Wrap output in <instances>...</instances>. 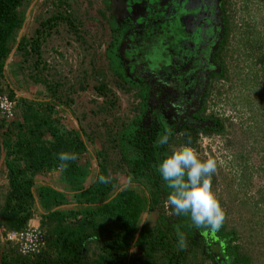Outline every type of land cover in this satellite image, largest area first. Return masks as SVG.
I'll list each match as a JSON object with an SVG mask.
<instances>
[{
    "label": "trees",
    "instance_id": "16d2710c",
    "mask_svg": "<svg viewBox=\"0 0 264 264\" xmlns=\"http://www.w3.org/2000/svg\"><path fill=\"white\" fill-rule=\"evenodd\" d=\"M26 1L0 0V95L17 97L19 89L7 72L8 61L16 49L22 59L17 63L18 74L26 75L27 81L47 82L54 98L35 99L25 110L23 122L15 126L20 131L6 125L0 116V154H5L9 178L0 207V227L7 231L23 230L40 213L47 248L32 258L6 244L0 247V264H187L189 257L197 256L201 242V248L216 264H254L252 257L232 245L233 234L225 233L224 224L219 231L197 229L189 217L175 215L171 206L173 216L162 214L155 228L147 221L143 223L145 214L163 208L161 204L164 205L170 191L157 170L159 161L178 150L176 146H197L199 131L205 130L183 128V134L178 136L161 110L150 113L149 87L140 88V79L129 76L119 53L130 27L125 25L117 30L115 23L111 26L113 39L106 55L117 83L127 92L139 87L135 96L141 100L140 113L119 129L109 126L108 135H104L108 140L98 151L94 134L83 126L67 123L64 111L68 107L61 108L59 103L63 99L57 96L61 84L52 85L44 74L48 68L43 58L44 40L58 21H73L62 13L54 14L41 21L31 38L19 39L25 23L21 9ZM230 1L226 0V6ZM60 6H69V2L61 0ZM258 64H264V54ZM12 73L14 76L13 69ZM16 76L15 80L20 82V76ZM97 91L111 101L109 109H115L116 99L108 84L102 83ZM209 119L215 125L209 126L207 133L223 130L222 120ZM166 131L169 143L157 147L158 137ZM113 149H119V161L111 157ZM61 153L74 155L75 159L64 162L66 166L62 167ZM85 154L91 157V163L84 161ZM261 161L264 164V154ZM49 176L58 177L61 186L38 185L39 178ZM101 177L107 182L102 183ZM213 178L215 175L212 186ZM260 201H264L262 197ZM178 232L185 236L183 247Z\"/></svg>",
    "mask_w": 264,
    "mask_h": 264
},
{
    "label": "rangeland",
    "instance_id": "374dc122",
    "mask_svg": "<svg viewBox=\"0 0 264 264\" xmlns=\"http://www.w3.org/2000/svg\"><path fill=\"white\" fill-rule=\"evenodd\" d=\"M60 1L27 0L21 9L25 23L18 38H31L41 21L54 14L62 13L73 21V24L67 19L58 21L50 36L44 40L43 58L48 65L44 74L52 85L57 82L61 84L58 86L57 96L63 99L59 103L61 108L68 107L64 111L65 120H72H68L69 125H73L74 120L77 123H74L75 127L83 126L87 132L94 134L99 151L102 143L108 140L104 135H108L106 132L109 126L116 125L119 129L123 123H130L139 115L141 102L135 96L139 87L127 92L114 77L106 55L113 39L111 26L114 25L107 17L106 11L109 7L102 4V0H67L69 6L64 7H59ZM228 6V72L211 87L205 110L208 116L221 119L224 128L214 133L199 131L204 136L210 134L209 137H216L217 140L219 137L223 146L213 141L209 151L200 144L194 149L201 159L212 158L217 162V171L214 174L216 178H213L212 187L225 212V233L233 234L232 245L240 247L243 255L252 257L254 264H264V201H260L261 197L264 200V164L261 161L264 154V64H258L264 54V0H231ZM116 10L118 14L119 9L115 8ZM117 14L111 17L112 20L117 19ZM172 20L174 19L170 21ZM166 26L167 23L162 18L153 29L140 36L133 34L130 29L125 40L131 42V37L141 42L152 39L153 43L154 38L159 39L162 35L164 38L167 33L171 35L170 29L173 28L166 29ZM153 30L157 33L156 36L153 35ZM145 51L144 48L139 49V57ZM146 55L148 61H152L148 65L150 69L158 72L162 64L158 48L150 53L146 52ZM21 60L19 52L14 49L7 66L11 82L20 92V89L24 91V94L18 91L16 95L15 121L6 123L14 129L23 122L25 110L35 99L54 98L47 82L27 81L26 75L18 74L17 63ZM12 69L14 76H20V82L15 80ZM143 82L147 84L145 80ZM102 83H107L112 91L116 99L115 109H109L111 101L98 93L97 87ZM156 96L160 97V94ZM67 114L71 115L68 117ZM176 135L180 136L179 132ZM176 148L179 149L178 146ZM92 152L96 154L93 150ZM111 153V157L119 161V149H113ZM4 155L0 154V169L6 168ZM84 161L92 162L87 154ZM3 179L0 176V183ZM4 188L0 184V207L4 204L8 191V188ZM165 198L164 205L161 204L163 208L158 207L152 214H145L143 223L147 221L148 225L155 228L162 214L173 216L170 205L166 206L167 197ZM5 245L0 241V247ZM201 247H204L202 242L197 247V256L189 257L187 264H216ZM91 257H94L93 252Z\"/></svg>",
    "mask_w": 264,
    "mask_h": 264
},
{
    "label": "flooded vegetation",
    "instance_id": "af4514ba",
    "mask_svg": "<svg viewBox=\"0 0 264 264\" xmlns=\"http://www.w3.org/2000/svg\"><path fill=\"white\" fill-rule=\"evenodd\" d=\"M102 4L109 7L107 17L117 30L127 25L133 34L140 36L162 18L167 23L166 29L173 28L170 36L167 33L164 38L163 35L154 38V44L152 39L141 42L132 37L130 42L125 40L126 34L119 50L129 76L136 81L140 79V88L149 87L150 113L161 110L181 135L183 128L206 131L214 126L209 119L211 115L205 112L206 99L211 87L228 72L230 11L226 0H102ZM115 8L119 9L118 14ZM114 14L117 19L112 20ZM143 48L144 56L139 57V49ZM152 48H158L162 62L158 72L148 66L152 61H148L146 52L150 53ZM158 93L160 97L156 96Z\"/></svg>",
    "mask_w": 264,
    "mask_h": 264
},
{
    "label": "clouds",
    "instance_id": "9594fccd",
    "mask_svg": "<svg viewBox=\"0 0 264 264\" xmlns=\"http://www.w3.org/2000/svg\"><path fill=\"white\" fill-rule=\"evenodd\" d=\"M200 134L202 133L198 134L197 144ZM169 140L170 135L166 131L158 137L157 147L168 144ZM196 147L186 145L166 154L159 161L157 170L167 189H170L166 206L170 205L177 216L189 217L191 224L197 229L219 231L225 220V212L212 187L217 162L212 158L201 159L194 149ZM59 159L61 166L65 167L64 162L74 160L75 156L61 153ZM100 180L102 183L107 182L104 177ZM178 236L180 245L185 246L184 234L178 232Z\"/></svg>",
    "mask_w": 264,
    "mask_h": 264
},
{
    "label": "built area",
    "instance_id": "2783aa9c",
    "mask_svg": "<svg viewBox=\"0 0 264 264\" xmlns=\"http://www.w3.org/2000/svg\"><path fill=\"white\" fill-rule=\"evenodd\" d=\"M17 98V97H16ZM17 101L11 99L7 94L0 95V116L7 123H12L16 119ZM216 137H209L200 134L199 144L202 145L206 151L212 148L211 143L215 141L220 146L221 141ZM220 148V147H219ZM0 241L4 244H11L18 248V251L23 256L37 257L47 248V239L45 232L40 225L29 223L28 227L20 231H7L5 228L0 229Z\"/></svg>",
    "mask_w": 264,
    "mask_h": 264
},
{
    "label": "crops",
    "instance_id": "0c3cea01",
    "mask_svg": "<svg viewBox=\"0 0 264 264\" xmlns=\"http://www.w3.org/2000/svg\"><path fill=\"white\" fill-rule=\"evenodd\" d=\"M126 9V8H125ZM128 11V10H127ZM14 53V52H13ZM15 88H16V86H15ZM18 89V88H17ZM21 90V92L24 94V91L22 90V89H20ZM20 92V91H19ZM20 92V93H21ZM34 92H36V91H34ZM69 115H71V114H67V116L69 117ZM69 120V119H68ZM68 120L66 119V121H67V123H68ZM76 120V119H75ZM69 121H71L72 122V120H69ZM77 124L76 123V121H74L73 120V125L75 126V124ZM71 125V124H70ZM72 126V125H71ZM3 164V163H2ZM0 176L1 177H3L4 179H3V181L0 183V184H2V186L4 185L5 186V188H8L9 187V178H8V170H7V168H3V169H0ZM52 176V175H51ZM51 176H49V177H47V178H44V177H41V178H39L38 180H37V182H38V185H45V186H48V187H53V188H56V187H58L59 185L61 186V183H60V181L58 180V177H56V176H53V177H51ZM4 188V189H5ZM61 190H63V189H61ZM30 223H32V224H35V225H40L41 226V214L40 213H38V215L37 216H35L31 221H30Z\"/></svg>",
    "mask_w": 264,
    "mask_h": 264
}]
</instances>
